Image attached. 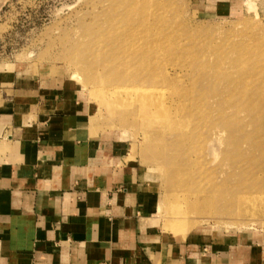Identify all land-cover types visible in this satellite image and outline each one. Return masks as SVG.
I'll return each instance as SVG.
<instances>
[{
  "label": "rangeland",
  "instance_id": "1",
  "mask_svg": "<svg viewBox=\"0 0 264 264\" xmlns=\"http://www.w3.org/2000/svg\"><path fill=\"white\" fill-rule=\"evenodd\" d=\"M215 1L214 5L210 0H0V90L10 96L18 90L63 89L78 96L92 135L121 143L126 160L144 171L156 193L153 225L166 245L195 238L202 245L213 239L236 243L241 249L253 246L264 264V0H240L232 10L225 2ZM125 25H132L137 37L148 43L144 61L151 70L147 71L165 80L149 90L159 104L149 117L136 116V104L130 109L132 116L109 114L105 104L88 91L95 83L85 82L77 67L88 57L86 62H93L90 66H98L91 72H101L97 76L135 72L143 77L146 70L141 68L146 66H138L140 59L123 65L120 50L104 46L113 34H127ZM110 27L112 33H107L104 28ZM109 34L111 38L105 37ZM194 56L197 61L192 60ZM223 60L225 64H219ZM72 73L84 82L72 78ZM231 86L233 93L224 91ZM125 93L117 98L137 97L134 91ZM191 149L196 153L192 155ZM185 155L191 156V162L198 159L200 168L187 169ZM200 171L207 176L202 182L197 178ZM237 195L247 205L254 203L251 212L235 213ZM164 264L173 260L168 258Z\"/></svg>",
  "mask_w": 264,
  "mask_h": 264
},
{
  "label": "crops",
  "instance_id": "2",
  "mask_svg": "<svg viewBox=\"0 0 264 264\" xmlns=\"http://www.w3.org/2000/svg\"><path fill=\"white\" fill-rule=\"evenodd\" d=\"M125 156L92 135L75 94L0 90V264H261L253 246L166 245L155 190Z\"/></svg>",
  "mask_w": 264,
  "mask_h": 264
},
{
  "label": "bare ground",
  "instance_id": "3",
  "mask_svg": "<svg viewBox=\"0 0 264 264\" xmlns=\"http://www.w3.org/2000/svg\"><path fill=\"white\" fill-rule=\"evenodd\" d=\"M138 1V0H137ZM136 2V1H135ZM131 3V5H132V2H130ZM129 4V3H128ZM135 4V3H134ZM126 6H128V5H126ZM143 6V5H142ZM143 8V7H142ZM121 9H124V8H121ZM120 13V12H119ZM119 13H118V15H119ZM114 20V19H113ZM126 21L128 22V18L126 19ZM118 22V21H117ZM117 22H114L113 24H115V23H117ZM111 23V22H110ZM108 25H109V23H108ZM106 26V27H109V26ZM110 25H112V24H110ZM122 26V25H121ZM124 26V25H123ZM120 27V26H119ZM117 28H118V26L117 27H115L114 29L115 30H117ZM124 28V27H123ZM125 28H129L128 30H125L126 32H127V34L125 33V34H117V31H116V36H115V34H113L114 35V37H113V35H112V37L113 38H111L110 36V34L108 35V36H105V37H109V38H111V39H113V42L111 41V39L109 40H107V39H105V40H107L105 43H104V46H108L109 48H113V50L112 51H115V50H120V52H117V53H120L122 56H123V58L125 59V63L124 62H119V63H121V64H123V65H127V64H129V62L127 63L126 61H130V63H131V61H133L134 59H140L139 61H141V62H139L138 63V61H137V64H138V66L140 65V66H146V65H150V64H148L147 62H145L146 60H145V58H144V55L145 54H147V57H148V53H147V50H148V47H147V42H145V38L143 39V37L142 36H144L143 34L141 35V37H142V39L141 38H138V37H140V36H138L137 37V34H139V33H136L135 32V30H133L132 28V25H125ZM106 31H107V33H110L111 32V27L110 28H104ZM103 29V30H104ZM109 30V32H108V30ZM121 30V29H120ZM124 31V32H125ZM137 31V30H136ZM118 32H120V31H118ZM87 33V32H86ZM85 33V34H86ZM112 33V32H111ZM106 34V33H105ZM84 36V35H83ZM82 36V37H83ZM98 36H100V35H98ZM97 36V37H98ZM85 37V36H84ZM137 37V38H136ZM146 37V36H145ZM96 38V37H95ZM101 38V37H100ZM180 38V37H179ZM178 38L176 37V40H177ZM98 40V39H97ZM101 41H98L99 43H102V42H104V40L103 39H100ZM148 40V39H147ZM160 40V39H159ZM164 40V39H163ZM161 41V40H160ZM178 41V40H177ZM177 41H175V42H177ZM94 42H96L95 40H94ZM93 42V43H94ZM158 42V41H157ZM168 42V41H167ZM179 42V44H180V41H178ZM248 42V41H247ZM114 43V44H113ZM147 43V44H146ZM155 43V39H154V41H153V44ZM163 43V42H162ZM103 44V43H102ZM165 44L167 45V43L165 42L164 43V47H165ZM178 44V43H177ZM245 44V43H244ZM81 45V44H80ZM92 45V44H91ZM146 45V46H145ZM155 45V44H154ZM156 45H158V44H156ZM155 45V46H156ZM169 45V44H168ZM181 45V44H180ZM238 44H236V46H237ZM151 46V45H150ZM161 46H162V44H161ZM179 46V45H178ZM189 46V45H188ZM241 46V45H240ZM245 46V45H244ZM89 47H91V46H89ZM89 47H88V49H89ZM97 47H98V45H97ZM154 47V46H153ZM159 48H160V46H158ZM171 47V46H170ZM175 47H176V44H175ZM180 47H182V46H180ZM183 47H184V49H186L185 48V46L183 45ZM182 47V48H183ZM234 47V46H233ZM87 48V47H86ZM158 48V49H159ZM237 48V47H236ZM240 48V47H239ZM243 48H245V47H243ZM248 48H249V45H248ZM248 48H246V49H248ZM252 48V47H251ZM84 49H85V47H84ZM84 49H83V51H84ZM88 49H87V51H88ZM95 49V48H94ZM155 49V48H154ZM154 49H153V51H154ZM158 49H157V51H158ZM161 49V48H160ZM173 49H174V47H173ZM178 49V48H177ZM180 49V48H179ZM184 49H183V51H184ZM191 49V48H190ZM101 50H103V49H100V51ZM108 50V49H107ZM152 50V49H151ZM166 50V49H165ZM171 50H172V48H171ZM175 50V49H174ZM235 50V49H234ZM237 50V49H236ZM235 50V52H237ZM76 51V50H75ZM78 51V50H77ZM167 51H169V49H167ZM186 51L187 52H190V51H188L187 49H186ZM230 51V50H229ZM246 51V50H245ZM94 52H98L97 50H95ZM149 52V51H148ZM151 52V51H150ZM155 52V51H154ZM154 52H152V53H154ZM162 52V51H161ZM177 52H180V51H177ZM234 52V51H233ZM232 52V53H233ZM239 52H240V49H239ZM239 52H237V53H239ZM244 52V51H243ZM73 53V52H72ZM75 53V52H74ZM79 53H80V50H79ZM88 53V52H87ZM99 53H101V52H99ZM174 53V52H173ZM183 53H185V52H182V54ZM236 53V54H237ZM241 53V52H240ZM249 53H251V51L249 50ZM78 54V53H77ZM91 54V53H90ZM89 54V55H90ZM95 54V53H94ZM119 54V55H120ZM170 54V53H169ZM191 54H192V52H191ZM245 54H247V53H245ZM76 55V54H75ZM74 55V56H75ZM85 55H88V54H85ZM88 55V56H89ZM92 56H93V54H91ZM97 55H98V53H97ZM103 55V54H102ZM110 55V54H109ZM150 55V54H149ZM185 55V54H184ZM196 55V54H195ZM226 55V54H225ZM244 55V54H243ZM73 56V55H72ZM73 56V57H74ZM171 56V55H170ZM169 56V57H170ZM186 56H188L187 54H186ZM227 56V55H226ZM237 56V55H236ZM239 56V55H238ZM150 57V56H149ZM152 57H154L155 58V55L154 56H152ZM156 57H157V55H156ZM161 57V56H160ZM162 57H164V56H162ZM161 57V58H162ZM172 57V56H171ZM170 57V58H171ZM175 57V56H174ZM189 57V56H188ZM221 57V56H220ZM219 57V58H220ZM69 58V57H68ZM83 58H84V56H83ZM86 58V57H85ZM83 59L82 61H80L79 62V64L77 65V67L79 68L80 67V69H81V75H82V77L84 78L85 77V82H87V83H95L94 84V86H92L91 88L92 89H89L88 91L90 92L91 91V95H95L94 97H95V99L97 100V101H100V103H104L105 104V107H106V109H107V111H108V113L110 114H113V115H115V114H121V113H125L124 115H128L129 114V116L131 115V112H130V109H132V106L134 107V104H136L135 105V109L133 108V111L134 110H136V111H134V112H136V116H139V117H149V116H151V114H156V112H154V110H156L157 108H159V104L157 103V101H156V99H154L152 96H150L149 95V90H151V89H154L155 87H157V84H159V82L160 81H162V83L165 81V80H163V79H159V78H157V76H156V74H154V73H152V71H147V70H151V69H149V68H147V66L146 67H144L145 69H143V68H141V70H144L143 72H145V70H146V72H145V74H144V76L143 77H140V76H142L140 73H138V74H140L139 75V77H138V74L136 75V73L134 72V73H132L131 71V73L132 74H130V75H128V74H126V75H124V74H115V75H109V73H107V74H105V75H99V76H97V75H95V73L97 72V71H95V72H91V70L93 69V68H97L96 66L94 67V66H90V65H93V62H86V60H87V58L86 59ZM89 58H90V56H89ZM101 58V57H100ZM122 58V59H123ZM167 58V57H166ZM191 58V57H190ZM222 58V57H221ZM227 58V57H226ZM236 58V57H235ZM235 58H234V60H235ZM239 58V57H238ZM238 58H236V61H237V59ZM245 58V57H244ZM69 59H71V58H69ZM74 59H76V58H74ZM73 59V61H75ZM92 59H94V58H92ZM157 59V58H156ZM159 59V58H158ZM193 59H195L196 60V58H195V56L192 58V60ZM223 59H225L224 58V56H223ZM231 59V58H230ZM118 60V59H117ZM119 60H120V58H119ZM145 60V61H144ZM174 60V59H173ZM185 60H186V58H185ZM232 60V59H231ZM230 60V61H231ZM239 60V59H238ZM244 60V59H243ZM72 61V60H71ZM91 61V60H90ZM116 61V60H115ZM121 61V60H120ZM151 61H153V60H151ZM151 61H150V63H151ZM157 61V60H156ZM164 61V60H163ZM166 61H167V59H166ZM165 61V62H166ZM197 61V60H196ZM195 61V62H196ZM220 61H221V59H220ZM219 61V64L220 63H222V64H225V61L223 60L222 62H220ZM241 61V60H240ZM247 61V60H246ZM76 62H77V60H76ZM101 63H102V61H100ZM106 62V61H105ZM136 62V61H135ZM185 62V61H184ZM186 62H187V60H186ZM227 62H229V61H227ZM243 62V61H242ZM72 63H74V62H72ZM96 63V62H95ZM115 63H117V61L115 62ZM158 63V62H157ZM192 63V62H191ZM232 63V62H231ZM231 63H230V65H231ZM235 63V62H234ZM75 64V63H74ZM106 64H108V62L106 63ZM110 64V63H109ZM133 64H135V63H133ZM132 64V65H133ZM155 64H156V62H155ZM170 64V63H169ZM188 66H189V64L188 63H186ZM193 64V63H192ZM194 64H196V63H194ZM210 64V63H209ZM221 64V65H222ZM240 64H241V62H240ZM73 65V64H72ZM102 65V64H101ZM101 65L99 64V67H101ZM112 65H115L113 62H112ZM123 65H121V67L123 66ZM131 65V64H130ZM158 65H160V64H158ZM185 65V64H184ZM200 64H198L197 66H199ZM214 64L212 63V65L211 66H213ZM217 65V63L215 64V66ZM105 66V65H104ZM103 66V67H104ZM116 66H118V63H117V65ZM115 66V67H116ZM153 66H155V65H153ZM152 66V67H153ZM174 66V65H173ZM196 66V67H197ZM209 66V65H208ZM214 66V67H215ZM233 66V65H232ZM77 67H75V68H77ZM106 67H109V65H107ZM114 67V66H113ZM120 67V68H121ZM128 67H129V65H128ZM127 67V68H128ZM150 67V66H149ZM194 67H195V65H194ZM217 67V66H216ZM109 68H111V67H109ZM131 68V67H130ZM137 69H138V67H136ZM198 68H202V67H198ZM208 69H209V67H207ZM222 68V67H221ZM101 69V68H100ZM99 69V70H100ZM102 69H104V68H102ZM114 70H115V68H113ZM122 69V68H121ZM129 69V68H128ZM204 69V68H203ZM211 69V68H210ZM217 69H218V67H217ZM216 69V70H217ZM125 70V69H124ZM135 70V69H134ZM216 70L214 71V73L216 72ZM104 71H109L108 69L107 70H104ZM136 71V70H135ZM220 71V70H219ZM126 72V71H125ZM141 73H143L142 71H140ZM149 72H151V73H149ZM153 72H155V71H153ZM101 73V72H100ZM100 73H96V74H100ZM105 73V72H104ZM117 73V72H116ZM124 73V72H123ZM164 73V72H163ZM217 73V72H216ZM73 75H72V78H76L77 80H80V81H82V83L84 82V79L83 78H81L78 74H76V73H72ZM164 75H165V73H164ZM217 75V74H216ZM222 75V74H221ZM223 76V75H222ZM181 77V76H180ZM71 78V77H70ZM179 78V77H178ZM159 79V80H158ZM180 79V78H179ZM208 81H209V79H207ZM213 81H211L212 83H214V79H212ZM221 80V79H220ZM220 80L218 81V82H220ZM205 81V80H204ZM222 81V80H221ZM231 82V81H230ZM211 83V84H212ZM239 83V82H238ZM207 84V83H206ZM230 84V83H229ZM228 84V85H229ZM233 87H234V85L233 84H231ZM162 86V85H161ZM208 86V85H207ZM211 86H213V85H211ZM211 86H209V87H211ZM224 87V91H226V92H230V93H233L234 92V88L233 87ZM209 87H207V88H209ZM215 87H217V86H215ZM214 87V88H215ZM218 87H220V86H218ZM158 88V87H157ZM161 88V87H160ZM164 88V87H163ZM162 88V89H163ZM205 88V87H204ZM207 88H205V89H207ZM212 88V87H211ZM161 89V90H162ZM203 89V88H202ZM222 89H223V87H222ZM221 89V90H222ZM156 90V89H155ZM199 90V89H198ZM238 90V89H237ZM127 91H134L135 92V94L137 93V97H136V99L134 100L131 96H130V94L129 95H126L125 97H123V98H121V99H118L117 98V96H121L122 94H126L125 92H127ZM202 91V90H201ZM208 91H209V89H208ZM211 91V90H210ZM188 92V91H187ZM205 92V91H204ZM240 92H241V90H240ZM190 93V92H189ZM196 93V92H195ZM207 92H205V94H206ZM209 93V92H208ZM139 94V95H138ZM235 94H237V93H235ZM189 95V94H188ZM207 95V94H206ZM217 95V94H216ZM218 95H219V93H218ZM232 95V94H231ZM115 96H116V98H115ZM199 96V95H198ZM203 96V95H202ZM213 96V95H212ZM222 96V95H221ZM234 96V95H233ZM114 97V98H113ZM165 97V96H164ZM209 97H211V95H209ZM235 97V96H234ZM166 99V98H165ZM164 99V100H165ZM213 99V98H212ZM167 100H168V98H167ZM181 100V99H180ZM179 100V101H180ZM210 101V100H209ZM212 101V100H211ZM220 101V100H219ZM167 101H164L163 103H166ZM174 102V101H173ZM173 102H171V105L173 104ZM176 103V102H175ZM186 103V102H185ZM216 103H217V101H216ZM226 103H227V101H226ZM188 104V103H187ZM222 104H224V102L222 103ZM166 105V104H165ZM175 105V104H174ZM178 105H180L179 103H178ZM182 105V104H181ZM185 105V104H184ZM168 106H169V104H168ZM206 106V105H205ZM137 107V108H136ZM171 107V106H170ZM244 107V106H243ZM246 107H247V105H246ZM168 107H166V109H167ZM172 108V107H171ZM174 108V107H173ZM164 109V108H163ZM175 109H177V107L176 108H174V110ZM168 110V109H167ZM173 110V109H172ZM130 112V113H129ZM163 112H164V110H163ZM178 113V112H177ZM165 114V113H164ZM179 114V113H178ZM129 116H127V117H129ZM132 116V115H131ZM177 116V115H176ZM126 117V118H127ZM135 117V116H134ZM138 117V118H139ZM131 118H133V117H131ZM158 118V117H157ZM159 118H161V117H159ZM164 118V117H163ZM163 118H162V120H163ZM134 119V118H133ZM137 119V118H136ZM167 119V118H166ZM170 120H171V118H170ZM186 120V119H185ZM168 121H169V119H168ZM203 122V121H202ZM188 123V122H187ZM180 124L182 125L183 123H182V121L180 122ZM138 125V124H137ZM183 126V125H182ZM180 127V126H179ZM181 128V127H180ZM184 130H186V129H184ZM164 133V132H163ZM162 133V134H163ZM166 133H169L170 134V132H166ZM172 136V135H171ZM184 136H187L188 137V135H184ZM216 136V135H215ZM148 137V136H147ZM178 137V136H177ZM177 137H173L174 139L175 138H177ZM217 137H219V136H216V138ZM168 138H170V137H168ZM172 138V137H171ZM180 138V137H179ZM165 139H167V138H165ZM173 141V140H172ZM176 142V141H175ZM174 142V143H175ZM158 143V142H157ZM180 143V142H179ZM185 143V142H184ZM177 145V144H176ZM168 146H171L170 144L168 145ZM176 146H174V148H175ZM178 147V146H177ZM180 147H182V146H180ZM159 148V147H158ZM173 148V149H174ZM155 149V148H154ZM157 149V148H156ZM184 149V148H183ZM177 150V149H176ZM182 150V149H181ZM184 150H186V151H188V148L187 149H184ZM199 150V149H198ZM177 151H180V150H177ZM196 151L197 150H193V149H191V152L190 153H192V155H193V153L195 154L196 153ZM171 152V151H170ZM169 152V153H170ZM173 152V151H172ZM166 153V152H165ZM181 153H183V152H181ZM189 152H187V154L186 155H191ZM179 154V153H178ZM181 155H183V154H181ZM182 156V157H184L185 158V164L187 165V169H190V167H199L200 166V164H199V162H198V159H196L195 161H193V162H191V160H190V157L192 156H189V157H187V156ZM168 156V155H167ZM155 157H157L158 158V156H155ZM165 157H166V155H165ZM169 158V157H168ZM181 158V157H180ZM182 159V158H181ZM180 160V159H179ZM183 160V159H182ZM202 160V159H201ZM170 161V160H169ZM181 164V163H180ZM190 166V167H189ZM200 168V167H199ZM184 170H186V169H184ZM204 170V169H203ZM206 171V170H205ZM206 172H204V173H202L201 171L200 172H198V180H199V182H202V180L203 179H207L206 177V174H205ZM208 182V181H207ZM191 183H193L194 184V182L193 181H191ZM209 184V183H208ZM183 185H185V183H183ZM179 186V185H178ZM216 186V185H215ZM197 187V186H196ZM214 188H216V187H214ZM214 188H212V189H214ZM189 193V192H188ZM178 194V193H177ZM181 194H183V193H181ZM179 195V194H178ZM186 195H189V194H186ZM192 195V194H191ZM217 195H220V193L219 194H217ZM217 195H215V197L217 196ZM250 195V194H249ZM199 196V195H198ZM248 196V195H247ZM181 197V196H180ZM175 198V197H174ZM199 198V197H198ZM204 202V201H203ZM208 202V201H207ZM235 207H234V210H235V213L236 212H238V213H240L241 215H242V213H246V212H251V210L253 209V206H254V203L253 202H251V203H249L248 205H247V203L245 202V200H244V197H242V196H240V195H237L236 196V198H235ZM196 203V202H195ZM209 203V202H208ZM198 204V203H197ZM203 204V203H202ZM206 204V203H205ZM193 205V204H192ZM207 207V206H206ZM206 207L204 208V209H206ZM183 208V207H182ZM199 208V207H198ZM192 210H194V209H192ZM203 210V209H202ZM207 210V209H206ZM194 212V211H193ZM196 212V211H195ZM204 213V212H203ZM255 214H253V216H254ZM256 216V215H255ZM176 218V217H175ZM205 220V219H204ZM232 223V222H231Z\"/></svg>",
  "mask_w": 264,
  "mask_h": 264
}]
</instances>
